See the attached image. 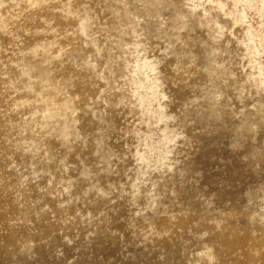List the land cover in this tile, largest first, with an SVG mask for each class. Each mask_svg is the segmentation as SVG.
Here are the masks:
<instances>
[{
  "label": "rangeland",
  "instance_id": "rangeland-1",
  "mask_svg": "<svg viewBox=\"0 0 264 264\" xmlns=\"http://www.w3.org/2000/svg\"><path fill=\"white\" fill-rule=\"evenodd\" d=\"M28 1L0 0V264H264V0Z\"/></svg>",
  "mask_w": 264,
  "mask_h": 264
},
{
  "label": "bare ground",
  "instance_id": "bare-ground-1",
  "mask_svg": "<svg viewBox=\"0 0 264 264\" xmlns=\"http://www.w3.org/2000/svg\"><path fill=\"white\" fill-rule=\"evenodd\" d=\"M1 2H4V0H1ZM28 2H30V0ZM180 14L181 15H179V16H181V18H183L184 23H183V20H182L183 24L182 25H178L176 27V30L174 31V32H177L175 34L176 35V40H180V39L184 38V36L186 34L189 36V30H187V28L190 25V20H189L188 16L185 14V12L184 13H180ZM170 19H173V18H170ZM174 20H175V16H174ZM173 22H171V24ZM169 27H170V25H169ZM213 39L215 41H217V39H215V38H213ZM212 48L214 49V51L217 50V49H221L222 48V44L221 43H217L216 46H214ZM183 55H187V51L183 50ZM207 55H208V60H207V63L205 64V66H204V72H203L202 78L204 80L209 79V81L211 82V87L207 91V94L209 96H211L212 102H213V106L219 107L221 109H230V111L232 113H234L235 111L240 110L239 99H238L237 94H236V90L237 89L234 86L235 84L232 83V81H230V78L225 77L224 75L221 74L220 71H218L219 66H217L214 63V60L217 57V55L212 53V51L211 52L208 51ZM235 82L237 83V81H235ZM203 84H206V82H204ZM229 88L232 89L234 92L233 93H229V92L232 91V90L229 91ZM217 93L219 95V98L216 99V98H214V95H216ZM200 97H202V96H200ZM247 111H251V110L248 109V110L245 111V113ZM249 113H252V111L249 112ZM254 115H255V117H256L255 119L257 121H264V110H262L260 113H255Z\"/></svg>",
  "mask_w": 264,
  "mask_h": 264
}]
</instances>
